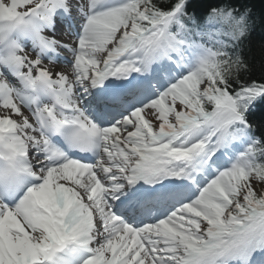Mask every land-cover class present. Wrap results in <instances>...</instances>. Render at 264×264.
<instances>
[{"label":"snow or ice","instance_id":"1","mask_svg":"<svg viewBox=\"0 0 264 264\" xmlns=\"http://www.w3.org/2000/svg\"><path fill=\"white\" fill-rule=\"evenodd\" d=\"M166 3L0 0V264H264V80Z\"/></svg>","mask_w":264,"mask_h":264},{"label":"trees","instance_id":"2","mask_svg":"<svg viewBox=\"0 0 264 264\" xmlns=\"http://www.w3.org/2000/svg\"><path fill=\"white\" fill-rule=\"evenodd\" d=\"M180 1L182 0H167L165 8H171L173 2ZM210 14H215L212 16L215 19L212 26V23L196 21V18ZM222 19H227L228 23L230 21L232 29L231 26L220 27ZM174 25H179L187 36L210 33L211 27L214 32L219 29L209 37V41L213 46H218L219 53H223L220 59H227L235 64L234 71L238 81L233 80V84L264 80V0H186ZM171 32L180 37L178 27L172 26ZM262 115L264 101L258 103L249 118L254 123H259Z\"/></svg>","mask_w":264,"mask_h":264},{"label":"bare ground","instance_id":"3","mask_svg":"<svg viewBox=\"0 0 264 264\" xmlns=\"http://www.w3.org/2000/svg\"><path fill=\"white\" fill-rule=\"evenodd\" d=\"M86 254L87 253L85 251H78L77 256L74 258L73 264H82V261Z\"/></svg>","mask_w":264,"mask_h":264},{"label":"rangeland","instance_id":"4","mask_svg":"<svg viewBox=\"0 0 264 264\" xmlns=\"http://www.w3.org/2000/svg\"><path fill=\"white\" fill-rule=\"evenodd\" d=\"M256 187H258V184H256Z\"/></svg>","mask_w":264,"mask_h":264}]
</instances>
